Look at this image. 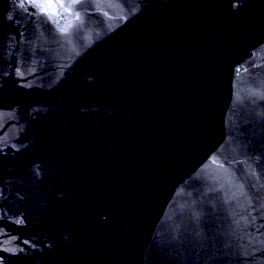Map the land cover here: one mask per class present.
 Listing matches in <instances>:
<instances>
[{
	"label": "water",
	"instance_id": "water-1",
	"mask_svg": "<svg viewBox=\"0 0 264 264\" xmlns=\"http://www.w3.org/2000/svg\"><path fill=\"white\" fill-rule=\"evenodd\" d=\"M0 264H264V0H0Z\"/></svg>",
	"mask_w": 264,
	"mask_h": 264
}]
</instances>
